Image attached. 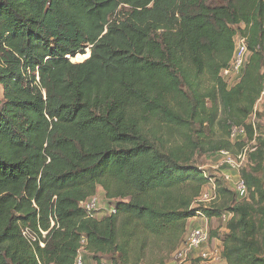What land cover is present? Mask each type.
<instances>
[{"label":"trees","instance_id":"obj_1","mask_svg":"<svg viewBox=\"0 0 264 264\" xmlns=\"http://www.w3.org/2000/svg\"><path fill=\"white\" fill-rule=\"evenodd\" d=\"M0 86V264H129L135 237L177 249L199 214L228 216L225 264H264V0H0ZM246 139L240 199L196 156ZM212 186L223 202L203 208ZM99 188L115 209L101 219L81 206Z\"/></svg>","mask_w":264,"mask_h":264},{"label":"rangeland","instance_id":"obj_2","mask_svg":"<svg viewBox=\"0 0 264 264\" xmlns=\"http://www.w3.org/2000/svg\"><path fill=\"white\" fill-rule=\"evenodd\" d=\"M90 49L88 48L86 50L85 55H77L75 58L71 59L73 63H82L86 59L81 60L80 58L83 56H86L90 54ZM230 83L231 81L228 80ZM3 95V89L0 86V96ZM264 105V104H263ZM258 109H263L262 115L263 117L259 119L256 116L253 120L260 125V128L262 129V139L264 140V106L260 107L258 106ZM252 120V121H253ZM221 132L219 131L217 135L214 134V137H212L214 140L217 139L220 136ZM242 137H237L234 139L232 136L230 137L231 143L236 145L237 142H240L243 140ZM246 147L245 148H251L252 145H254V141L248 142L247 139L245 140ZM244 150V149H243ZM242 153L241 150L234 147L233 152H230L231 156L233 158L238 159L239 155ZM196 161L199 163L201 169L207 173V176L212 177V183H215L216 179L222 181L223 177L225 175H231L233 177V180L229 183H227V186L230 190L235 189V182L242 177L243 172L250 173L252 169L254 168V165L252 164L250 158L249 162L244 166L243 169L240 171L231 169L229 167H226V165L222 166V157L218 154H213L210 156L207 155H197ZM258 177H264V167L263 170H261L258 174ZM210 190H213V187H210ZM204 192V193H208ZM98 202V211L95 214V216L99 219L108 216L110 213V207L114 206L109 204V201L105 197L104 191L99 188L97 195L95 196ZM239 201H241L239 199ZM223 201L217 200L214 201L211 204H202L203 208H209L215 205H221ZM197 207V206H196ZM189 229L194 227H202L207 228L209 232L215 233L217 236H214L212 238L211 242V248L216 247L218 249H222V239L225 234H227L226 230V222L223 219H209L207 216L205 218L201 216H197L196 218L192 219L189 224ZM182 247H178L177 249H173L170 245L166 244L163 240H158L157 238H154L150 235H142L140 238L135 237L131 243V246L129 248V256L130 261L129 264H171L174 261L175 255L181 250ZM81 256L83 258L84 264H98L96 260H94L93 255L88 253L85 250H82ZM101 259L102 264H112L113 262V256L112 255H99L98 256ZM115 261L118 262V264H122L119 259V255H115ZM183 264H201L200 260L196 257L195 259H190L183 263ZM217 264H225L224 262H219Z\"/></svg>","mask_w":264,"mask_h":264},{"label":"built area","instance_id":"obj_3","mask_svg":"<svg viewBox=\"0 0 264 264\" xmlns=\"http://www.w3.org/2000/svg\"><path fill=\"white\" fill-rule=\"evenodd\" d=\"M236 48L233 56V60L229 67L222 71L221 76L225 80H230L231 83L237 81L242 76L244 65L248 57V45L247 38L237 37L235 39ZM259 104H264V92L261 94V97L256 105V111L258 109ZM244 135L243 131L238 129H234L232 133V137L236 139L237 137H241ZM255 143V141H254ZM255 145V144H254ZM253 146V145H252ZM250 148H244L242 153L239 155L238 159L233 158L228 151L219 152V156L222 157V166L229 167L231 169L240 171L244 168V166L249 162V152ZM225 179L229 182L233 180L231 175H225ZM213 190L208 191V193H204L197 201L198 203L211 204L214 201H217L218 195L216 192V187L212 186ZM235 190L240 199H243L247 196V185L243 177L239 178L235 182ZM81 206L87 210L90 217L95 216V212L98 210V202L94 197L91 200L82 203ZM110 213H115V209L112 208ZM199 216L205 218L203 215L199 214ZM224 221H227L228 216L224 215L222 218ZM44 247V244H41ZM210 246V232L207 228L202 227H194L189 230L186 241L182 246V249L175 255L174 261L171 264H183L188 258L195 259L196 257L200 260L201 264H217L222 261V252L223 249H218L216 247ZM77 264H84L83 258L80 257L77 260Z\"/></svg>","mask_w":264,"mask_h":264},{"label":"bare ground","instance_id":"obj_4","mask_svg":"<svg viewBox=\"0 0 264 264\" xmlns=\"http://www.w3.org/2000/svg\"><path fill=\"white\" fill-rule=\"evenodd\" d=\"M88 57H89V54L86 55V56H84V57L82 56L80 59H81V60H84V59H88Z\"/></svg>","mask_w":264,"mask_h":264},{"label":"water","instance_id":"obj_5","mask_svg":"<svg viewBox=\"0 0 264 264\" xmlns=\"http://www.w3.org/2000/svg\"><path fill=\"white\" fill-rule=\"evenodd\" d=\"M90 56H91V53L89 54V57L88 58H90ZM87 60V59H86Z\"/></svg>","mask_w":264,"mask_h":264}]
</instances>
